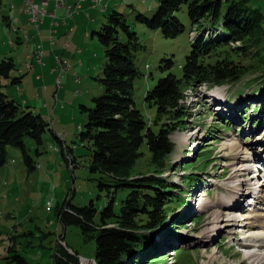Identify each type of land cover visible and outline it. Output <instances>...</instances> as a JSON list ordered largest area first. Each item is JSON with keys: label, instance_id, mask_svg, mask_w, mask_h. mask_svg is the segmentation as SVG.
Masks as SVG:
<instances>
[{"label": "rangeland", "instance_id": "rangeland-1", "mask_svg": "<svg viewBox=\"0 0 264 264\" xmlns=\"http://www.w3.org/2000/svg\"><path fill=\"white\" fill-rule=\"evenodd\" d=\"M12 1L14 4L17 2L2 0L0 4V38L5 41L3 44L0 40V52H3L2 58L14 57L17 65L14 73L23 77L21 84L7 87L4 91H9L22 104L19 99L21 93L28 92L31 96V92H40V99H43V92L38 87L34 69L25 67L26 64H33L23 56L25 44L16 43L18 35L13 28L23 25L18 24L17 10L9 8ZM120 1L124 5L116 3L117 6L110 7L109 12L115 9L125 14L128 24L137 32L142 45L137 51V65L143 75L135 81L134 98L146 121L159 130L160 123L155 124L157 110L146 102L145 94L167 74V71L160 68L163 58L172 57L177 64L185 62L186 56L191 52V40L194 38V33L190 36V31L196 27L192 26L188 5L183 4L176 15L186 26V31L176 38H166L161 30L149 29L137 20L138 14L151 18L158 10L161 0ZM153 4L155 6L151 8ZM248 4L251 8H260L264 12V0H248ZM5 14L15 19L11 27L2 18ZM98 18L97 23L92 25L93 27L90 26L88 36H84L88 21L81 17L75 22L78 29L74 39L70 40L71 47H68V55L65 57L69 59L73 69L61 75L60 83H57L58 72L54 75L52 93L57 92L58 99L51 93L47 106L43 105V100H34L36 103L29 104L51 123L62 142H58L49 132L44 135L41 146L26 138L29 153L37 163V168L32 172L23 162L21 150L15 146L8 147V162L0 166V264H5L6 260L3 258L11 246L23 254L31 264H53L60 241L81 255V263L95 264V238L84 237L77 225L65 226L59 220L57 210L64 202L70 201L73 205L82 207L94 200L98 208L95 219L99 221L100 211L109 200L107 189L101 191L98 186L102 174L90 172L88 157L85 156L87 149L81 145L79 139L87 121V113H83L81 105L94 108L96 104L93 97L101 96L105 91L101 82L106 62L105 49L98 38L91 35L93 30L99 29L106 20L105 14L99 15ZM19 32L22 37L26 30ZM217 34H222V31L218 30ZM10 39L16 44L11 45ZM65 42L59 41L58 45L54 46L55 49L58 51V47L65 46ZM78 48H82L83 52L77 57H72ZM45 51L47 52V49ZM76 60H83L84 66H79ZM260 75L261 71L252 72L239 82L213 87L214 90L201 85L185 92L183 102L189 108V115L183 127L171 135L175 151L168 158L170 167L164 177L179 184L189 176L198 177L199 188L186 187L189 192L183 195L186 206H182L179 213L171 217L166 225L151 234L159 248L150 259L143 261V264L244 262V257L249 252L244 245L253 240V233L260 229L257 224H245L249 220L252 222L253 217L245 220L243 217L254 214L256 219H259L255 221L259 222V225L263 224L264 207L260 204L253 212L245 214L239 212L243 207L241 206V209L234 213L237 222L235 223L239 227L236 225L233 230L223 228V231L213 232V227L217 224L213 221V214L220 211L221 218L226 219L227 212L223 211L221 205L228 204L225 202L235 197V194L240 195L241 191L256 192L264 183V169H250L252 175H243L244 171L238 169L241 166L247 169L253 162L254 165L251 164L250 167L258 165V161L253 157L255 153L260 152L261 145L258 142L264 143V79ZM77 76L79 81L76 82ZM15 87L21 88V92ZM256 89L259 91L253 94L252 91ZM29 96L26 98L29 99ZM253 103L257 104L256 111L250 109L245 118V109ZM253 118L259 121L258 124ZM141 150L143 155L134 166L135 171L146 169L151 157L147 144L144 143ZM247 156L252 158L248 165L245 163ZM259 158L264 163V155ZM254 175H257L256 178ZM247 178L251 179L252 186L249 188L246 185L240 191L238 183ZM127 192L122 190L118 193V203L126 197ZM262 192L264 193V190ZM235 200H238V197ZM249 203H254V199L246 202V206H249ZM255 206L257 204L253 205L254 208ZM119 208L118 204V211ZM229 208L232 210L237 207L230 205ZM181 221L184 224L180 223ZM61 235H64V240ZM140 256L142 258L143 255ZM152 260L156 262L151 263Z\"/></svg>", "mask_w": 264, "mask_h": 264}, {"label": "trees", "instance_id": "trees-1", "mask_svg": "<svg viewBox=\"0 0 264 264\" xmlns=\"http://www.w3.org/2000/svg\"><path fill=\"white\" fill-rule=\"evenodd\" d=\"M183 4L188 5L192 26L196 27L190 31V36L194 33L191 52L183 64L172 57L163 58L160 68L167 74L145 94L146 102L157 110L155 124L160 123L159 130L146 121L134 98L135 81L143 75L137 65V51L142 45L125 14L112 10L92 32L105 49L101 78L105 91L93 97L94 108L81 105L87 121L84 129L80 128L79 139L87 149L90 172L102 174L98 186L101 191L107 189L109 200L100 211L99 221L95 219L98 208L94 200L82 207L64 202L57 215L65 226L77 225L84 237L95 238V264H143L150 259L159 248L151 234L186 206V187L199 188L198 177L189 176L181 184L164 177L170 167L168 158L175 151L171 135L183 127L189 115V108L182 102L186 89L233 84L258 71L264 79V12L260 8H251L248 0H161L151 18L138 14L137 20L149 29L161 30L166 38H176L186 31L176 15ZM218 30L222 34H217ZM21 40L20 36L16 39L18 43ZM15 70L13 56L0 59V166L8 162V147L15 146L32 172L37 163L29 153L26 138L41 146L49 132L62 141L42 114L4 91L22 83L23 77L14 74ZM250 109L256 111L257 104L245 109V118ZM144 143L151 157L146 169L135 171ZM122 190L128 192L118 203ZM61 238L64 240V235ZM71 249L60 243L53 264H83L81 255ZM3 259L5 264H31L12 246Z\"/></svg>", "mask_w": 264, "mask_h": 264}, {"label": "crops", "instance_id": "crops-1", "mask_svg": "<svg viewBox=\"0 0 264 264\" xmlns=\"http://www.w3.org/2000/svg\"><path fill=\"white\" fill-rule=\"evenodd\" d=\"M1 1L2 0H0V4H1ZM36 1H37V3H41V0H36ZM67 2L68 3H74V0H67ZM116 3L124 5V3L120 0H103L101 2V4L96 6V7L91 6L90 0L83 2L81 5L80 11L78 13H75L72 18L66 19L67 24L61 23L59 25L58 32L56 34V39L58 40V42L60 41L61 43H63L64 41H66V42L64 44L65 46H62V48H60V46H59L58 51H57L54 46L58 45V42H57V44L53 45L51 43V40H50L51 19L49 17L45 18L44 22L39 27V29H40V33H39L37 31L36 26L28 21L27 15H25L24 13L21 12L22 0H17V2L15 4L13 3V1L11 2L10 7H9L10 10H17V16L19 17L18 24L23 25L22 27H20L19 25L17 27L15 26L14 27L15 29L13 28V30L15 31V33H17L18 36L21 33L19 31L20 30L22 31V29L26 30V32H28V34L31 35V40L29 43H24L22 40H21V43H18L17 41H16V43L17 44H22V43L25 44L26 47L24 49L23 56L26 60H31L33 62V65H34L33 69H34V73H35L34 75H35V78L39 82L38 87L43 92V99H40V97H41L40 92H31L30 93L31 96L28 95L29 94L28 92L21 93L19 95V99H21V102H22V104H24V106H30L31 109L34 110L32 108V106L29 105L31 103H36L34 100H36V101L43 100V102H44L43 105L47 106L48 98H51L50 94L53 92L52 88L54 87L53 85L55 83V77H54L55 73L52 71V69L54 67V56L56 54H61L64 57H67V55H68L67 52L69 51L67 49H68V47H71V41L70 40L74 39L73 37L75 36V32L78 29V27H77L78 25H75V22L77 23V20L81 17L82 18L84 17L85 20L88 21L87 27L84 30V36H88V34L90 32V26L97 23V21L99 19L98 16L101 14L106 15L107 13H109L110 7H116L117 6ZM50 5L53 6V2H51ZM104 6H106V9L103 8ZM154 6H155V4H153L151 6V8H153ZM4 16H7L8 18H6V20H5L3 18ZM65 16H66L65 9H59V11H58L59 19L63 20L65 18ZM3 17H2L3 20L6 21L7 24L10 23V25L9 24L8 25L11 27L13 25V21H15V19L12 18L9 14L3 15ZM7 20H8V22H7ZM88 24H89V27H88ZM91 35H92V33H91ZM58 38H60V39H58ZM0 40H2V43L4 44L5 41L2 38H0ZM10 40L12 41V42H10L11 45L16 44L13 39H10ZM67 41H70V42H67ZM35 43L42 44L43 48L47 49V52L44 56V62H45L44 65H40L36 62L35 59H32L33 51L36 48ZM61 51L63 54L60 53ZM82 52H83L82 48H78V49H76L75 52H73L72 57H77V55L81 54ZM2 55H3V52L2 53L0 52V59H2V57H1ZM68 61H69V59H68ZM76 62H78L79 66H81V67L84 66L83 60H81L80 62L76 60ZM25 63H27V61ZM70 64H71V62H70ZM36 65H37V67H36ZM25 67L27 68V64ZM72 69H73V66H72L71 70ZM70 71H68V72H70ZM75 73L76 72L74 71V75H75ZM14 74H16L17 76L21 75V74H17V73H14ZM22 82H23V80H22ZM15 89L18 92L19 91L21 92V88L15 87ZM56 93H52L54 95V98H55ZM26 96H29V99H27ZM35 112H38V111H35Z\"/></svg>", "mask_w": 264, "mask_h": 264}, {"label": "bare ground", "instance_id": "bare-ground-1", "mask_svg": "<svg viewBox=\"0 0 264 264\" xmlns=\"http://www.w3.org/2000/svg\"><path fill=\"white\" fill-rule=\"evenodd\" d=\"M21 12L24 13L22 11V7H21ZM22 37H23L24 43H28L29 42V34L27 32H25ZM34 54H35V50L33 52V56H34ZM28 67H29V65H27V68ZM258 144L261 145L260 146L261 148H259L260 152L255 153L253 158H258L259 156L264 155V151H263L264 148H262L264 146V143L258 142ZM250 159H252L250 156L246 157L247 161H245V163L247 162V165L250 164V162H251ZM245 163H242V164H245ZM253 163H251V164H253ZM251 164L249 165V167H247V169H245V167H243V166H241L238 169H241V170L244 171L243 175H248V173H251V172H249L250 169H255L254 167H250ZM256 166H258V165H256ZM263 167H264V163H263ZM251 175H252V173H251ZM256 176L257 175H254L255 178H256ZM239 185H240V191L246 185L250 188L252 186L251 179L247 178L244 182H241V183L239 182L238 183V187H239ZM253 185H254V183H253ZM234 187H236V186H234ZM237 188H236V190H237ZM263 188H264V183L262 185H260V189H257L256 192H253V190H252V192H249V190H247L245 193L241 191L240 195L237 196L235 194V197H232L230 199L231 201L230 200H227L226 202L224 201L225 203H228V204H223V205H221V207L224 208L223 209L224 212H227L225 214H227L228 217L226 219H222L221 218L222 217V212L216 211V213L213 214V217H214L213 221L215 223L217 222V224L215 225V227H213V232H215V230L223 231L222 230L223 228L233 230L234 227H236V225H237L236 224L237 222H236L235 217H234V213H236V210L239 211L241 209V206H243V207H242V209L239 212L240 213L245 212V214H248L251 211L253 212V209H256L260 204H261V207H264V193L262 192L264 190ZM252 193H256V194L252 195ZM241 196H243V199H241ZM236 197H238V200H235ZM251 198L254 199V203H252V204L249 203V206H246V202L250 201ZM254 204H257V206H255V208L253 207ZM230 205H232L234 207H237V208L231 210L229 208ZM251 217L254 218L253 221L257 220L254 214L253 215H246V216L243 217V219L244 220L245 219H250ZM253 221L251 222V220H249L245 224H247L249 226H255L257 224V227H259L260 230H258L257 232L253 233L254 234V239L250 240V242H248V243H246L244 245L245 249H247L246 251H249L250 253L248 252L247 255L245 254L246 255L244 257L245 260H244V262L242 264H264V223L259 225V222L255 221V223H254ZM222 222H225V223L222 225L221 224ZM237 226L239 227V225H237ZM226 229H225V231H226ZM227 232H232V231H228L227 230ZM253 234H251V235H253ZM245 238L247 239V237H245ZM246 239H244V240H246Z\"/></svg>", "mask_w": 264, "mask_h": 264}, {"label": "built area", "instance_id": "built-area-1", "mask_svg": "<svg viewBox=\"0 0 264 264\" xmlns=\"http://www.w3.org/2000/svg\"><path fill=\"white\" fill-rule=\"evenodd\" d=\"M87 0H74V3H68L67 0H41V3H37L36 0H22V11L28 17V21L34 24L37 28V31L40 33V25L44 22L46 17L51 19V32H50V40L53 44H57L56 34L58 32V27L61 23L67 24V18H72L75 13H78L81 9V5L83 2ZM103 0H90L91 6L96 7L101 4ZM51 2H53V6H51ZM103 8L106 9V6ZM59 9H65L66 16L63 20H60L58 17ZM31 40V35L29 34V42ZM35 54L32 59H35L36 62L40 65H44V56L46 54L45 49L42 44L35 43ZM54 67L52 71L54 73L58 72L57 83H60L61 75L63 73L71 70L72 66L67 58H65L61 54H56L54 56ZM34 67L33 64H30L28 67L32 69ZM75 81H79V76L76 77ZM55 98H58L57 93L55 94ZM64 243L63 241H60ZM65 244V243H64ZM82 258V257H81ZM83 259V258H82Z\"/></svg>", "mask_w": 264, "mask_h": 264}]
</instances>
